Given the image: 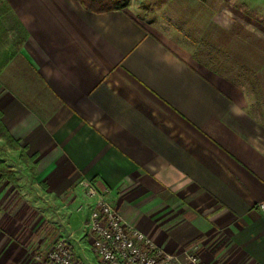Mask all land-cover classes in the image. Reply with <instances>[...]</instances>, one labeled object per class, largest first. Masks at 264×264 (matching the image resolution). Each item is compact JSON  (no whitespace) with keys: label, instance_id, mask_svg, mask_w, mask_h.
<instances>
[{"label":"crops","instance_id":"1","mask_svg":"<svg viewBox=\"0 0 264 264\" xmlns=\"http://www.w3.org/2000/svg\"><path fill=\"white\" fill-rule=\"evenodd\" d=\"M163 2L177 28L139 16L153 0H0V119L36 170L0 138V264H45L59 237L82 258L89 183L168 252L264 264V28Z\"/></svg>","mask_w":264,"mask_h":264},{"label":"built area","instance_id":"2","mask_svg":"<svg viewBox=\"0 0 264 264\" xmlns=\"http://www.w3.org/2000/svg\"><path fill=\"white\" fill-rule=\"evenodd\" d=\"M87 193L92 200L83 228L103 264H206L199 257L197 244L181 253L168 252L126 221L93 184L89 183ZM257 207L264 214V200ZM43 260L45 264H81L64 237L46 249Z\"/></svg>","mask_w":264,"mask_h":264},{"label":"rangeland","instance_id":"3","mask_svg":"<svg viewBox=\"0 0 264 264\" xmlns=\"http://www.w3.org/2000/svg\"><path fill=\"white\" fill-rule=\"evenodd\" d=\"M140 1V2H139ZM154 1V6L151 4L152 0H136L137 3H139V6H144V7H162L163 6V12H161L160 15H139L141 16V18H144L145 21L148 20H152L154 22H156L157 25L161 26V27H168V26H175L177 28L178 24L183 22V14L185 12H181L178 13L179 15H169L167 13V4L166 0H153ZM159 1H162L159 3ZM214 1V0H213ZM129 2V1H128ZM187 2V1H186ZM149 3V5H147ZM225 4L224 6L226 7H234V8H238L240 9L241 13L240 15H246V17L248 18H255L256 22L262 27L264 28V0H217V5L218 8L220 6H222V4ZM189 4V3H188ZM187 9L190 7V10L192 12H194L193 10L197 7H199V5H194L191 4L189 6H186ZM192 8V9H191ZM189 15V14H187ZM2 140V139H1ZM3 142V141H2ZM4 143V142H3ZM5 145V143H4ZM6 148H8L6 145L4 146ZM9 149V148H8ZM12 150V149H9ZM2 161V160H1ZM20 161V159H19ZM4 162V161H3ZM5 163V162H4ZM6 164V163H5ZM20 169L19 170H24L26 172H29V170L27 169V166L20 161ZM7 165V164H6ZM10 169V171H6L3 173H0V177H4L3 174H7L9 172H13L14 170L11 169V167L9 165H7ZM16 170V169H15ZM30 173V172H29ZM35 173L36 170H34V174L31 175V179L34 181L35 180ZM31 174V173H30ZM94 186V185H93ZM42 187V186H41ZM95 187V186H94ZM96 188V187H95ZM97 189V188H96ZM98 190V189H97ZM100 191L104 196L105 194L103 193V190H98ZM106 197V196H105ZM107 198V197H106ZM108 199V198H107ZM109 200V199H108ZM113 205V204H112ZM117 210V209H116ZM119 212V211H118ZM120 213V212H119ZM121 214V213H120ZM122 215V214H121ZM122 217L128 221L123 215ZM134 228H136L130 221H128ZM137 229V228H136ZM143 233V232H142ZM145 236H147L148 238H150L146 233H143ZM65 238V237H64ZM66 239V238H65ZM67 244L69 245L70 250L73 253V250L68 242V240L66 239ZM77 248V251L79 255H81V253H83L84 256H82V258L75 256L73 253V256L78 259L80 261L81 264H89V262L91 261L93 264H103L102 261L99 259V257L94 253V251L92 250V246L90 244V238L89 235L86 233V231L83 229V234H82V241L81 244L75 245ZM160 246V245H159ZM85 251V252H84Z\"/></svg>","mask_w":264,"mask_h":264},{"label":"trees","instance_id":"4","mask_svg":"<svg viewBox=\"0 0 264 264\" xmlns=\"http://www.w3.org/2000/svg\"><path fill=\"white\" fill-rule=\"evenodd\" d=\"M80 4L91 11L102 12L105 10L121 9L128 4L129 0H78ZM1 117V114H0ZM0 138L5 145L12 150L18 151V157L23 162L31 175L34 174L35 163L34 156L27 155L23 148H21L18 142L9 135L0 119ZM10 171L9 167L0 160V173Z\"/></svg>","mask_w":264,"mask_h":264}]
</instances>
